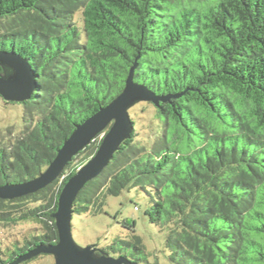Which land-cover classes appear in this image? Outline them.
<instances>
[{"label": "trees", "instance_id": "trees-1", "mask_svg": "<svg viewBox=\"0 0 264 264\" xmlns=\"http://www.w3.org/2000/svg\"><path fill=\"white\" fill-rule=\"evenodd\" d=\"M0 49L39 74L21 131L0 130V185L45 170L137 64L134 80L170 97L139 102L132 136L79 192L74 214H99L109 196L137 188L150 222L168 231V264H264V0H0ZM102 134L46 187L0 198V228L31 225L0 238V264H28L47 254L19 258L58 242L61 190ZM134 231L92 246L161 264Z\"/></svg>", "mask_w": 264, "mask_h": 264}, {"label": "water", "instance_id": "water-1", "mask_svg": "<svg viewBox=\"0 0 264 264\" xmlns=\"http://www.w3.org/2000/svg\"><path fill=\"white\" fill-rule=\"evenodd\" d=\"M0 65L3 67V72H0V96L6 102H25L31 99L37 89L39 74L29 60L15 50L0 49ZM136 66H132L123 91L76 126L45 170L35 178L0 185V198L3 199H14L39 191L56 180L67 164L103 133L96 153L68 179L61 190L58 208L53 214L58 228V242L39 245L20 257L19 261L46 253L54 256L55 264H131L126 256L98 254L97 248L92 245L81 247L73 236L72 219L73 204L79 192L87 182L103 172L123 142L132 136L135 123L130 108L145 101L158 106L170 97L157 95L146 85L136 82Z\"/></svg>", "mask_w": 264, "mask_h": 264}, {"label": "rangeland", "instance_id": "rangeland-1", "mask_svg": "<svg viewBox=\"0 0 264 264\" xmlns=\"http://www.w3.org/2000/svg\"><path fill=\"white\" fill-rule=\"evenodd\" d=\"M139 106L140 103H137L131 107L130 113H133ZM23 114L24 105L21 102L5 104V100L0 98V130L5 132L10 127L14 134L20 132L23 127ZM143 122L144 120L140 119L138 127L142 126ZM79 162L80 160H76L75 164ZM149 205L148 195L137 188L125 190L117 196H109L103 212L96 215H73V236L81 247L95 244L101 248L110 245L117 237L130 236L134 229V233L142 238L147 252L150 254V261L157 260L161 264H168L169 251L165 245L168 231L150 222L145 214ZM128 222L130 226L127 225ZM30 226L0 228V238H4L6 235L15 238L22 233H27ZM28 264H55V258L53 255L49 254L48 256L47 254Z\"/></svg>", "mask_w": 264, "mask_h": 264}, {"label": "flooded vegetation", "instance_id": "flooded-vegetation-1", "mask_svg": "<svg viewBox=\"0 0 264 264\" xmlns=\"http://www.w3.org/2000/svg\"><path fill=\"white\" fill-rule=\"evenodd\" d=\"M3 99V98H2ZM4 100V99H3ZM6 102V101H5Z\"/></svg>", "mask_w": 264, "mask_h": 264}]
</instances>
